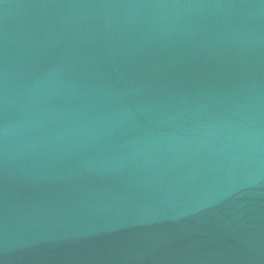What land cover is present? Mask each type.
Listing matches in <instances>:
<instances>
[{
  "label": "water",
  "instance_id": "1",
  "mask_svg": "<svg viewBox=\"0 0 264 264\" xmlns=\"http://www.w3.org/2000/svg\"><path fill=\"white\" fill-rule=\"evenodd\" d=\"M0 264H264V0H0Z\"/></svg>",
  "mask_w": 264,
  "mask_h": 264
}]
</instances>
